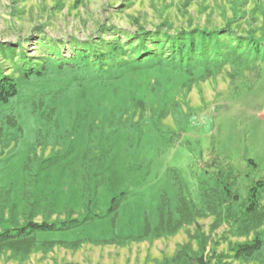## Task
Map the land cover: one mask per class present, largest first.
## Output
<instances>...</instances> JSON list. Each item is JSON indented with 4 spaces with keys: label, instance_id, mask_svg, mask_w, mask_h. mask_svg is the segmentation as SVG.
Masks as SVG:
<instances>
[{
    "label": "rangeland",
    "instance_id": "1",
    "mask_svg": "<svg viewBox=\"0 0 264 264\" xmlns=\"http://www.w3.org/2000/svg\"><path fill=\"white\" fill-rule=\"evenodd\" d=\"M198 29L234 60L179 63L134 37ZM73 42L121 51L103 72L23 79L22 56L68 60ZM263 43L264 0H0V47L15 50L0 68L20 88L0 105V232L77 222L37 233L26 255L2 250L0 264H264V209L246 215L264 182ZM143 45L161 62L132 70ZM182 200L190 221L157 236ZM255 239L258 252L236 254Z\"/></svg>",
    "mask_w": 264,
    "mask_h": 264
},
{
    "label": "trees",
    "instance_id": "2",
    "mask_svg": "<svg viewBox=\"0 0 264 264\" xmlns=\"http://www.w3.org/2000/svg\"><path fill=\"white\" fill-rule=\"evenodd\" d=\"M163 35V33H161ZM165 36L164 40L160 42L158 40L160 36L156 33L151 32H143L139 31L134 34L139 42H148L151 41V46L159 45L163 49H166V54H168L170 58L167 59H177L179 63L186 60L189 62L193 60V63L199 64L203 63L205 60V56H210L213 64H218L226 59L229 61H233L232 55L228 57L220 56L218 52H214V49L217 50L216 41L220 37V34L217 31H205V30H194V31H181L176 33L174 36L163 35ZM235 37V36H234ZM213 40V51L210 52L209 44ZM239 42V41H236ZM76 43V42H73ZM157 43V44H156ZM161 43V44H160ZM77 48L74 50L73 56H71L68 60H58L61 56V53H54V60L50 63L40 64L38 67H35V64L32 62L31 58L27 56H22L20 58L19 65H23L24 69L22 70V77L24 80H28L30 78H41L49 73L51 69H54L57 73L60 72H78L81 69H87L90 65H95L98 68L97 72H103L102 65L107 59H111L113 56L117 55L118 52L121 51L118 43H114L111 50L107 52H99L98 48L94 43L90 44H80L76 43ZM99 47H101L99 45ZM19 46H17V49ZM261 48L264 50V43ZM258 49V48H257ZM256 49V50H257ZM9 51L10 53H14L15 50L10 48L0 47V51L3 53L5 51ZM133 49L132 51H134ZM255 50V51H256ZM139 56L137 61L131 66L132 70H136L140 67L151 68L155 65H158L161 60L155 58H148L152 54L154 55L155 48L153 50L147 46H140L136 48ZM145 54V56H143ZM137 58V56H136ZM148 58V59H144ZM169 65V64H167ZM100 68V69H99ZM95 72V73H97ZM116 79H118L116 77ZM20 92L19 84L15 81L11 76L4 75L0 68V105L6 106L13 99L17 98ZM2 123L7 127L16 128L17 124L12 115L7 114L2 118ZM264 189V182H257L253 187L250 188L247 201L249 202L246 215H258L260 211L264 208L260 206L258 203V193ZM184 200H182L183 202ZM180 207V206H179ZM176 210V219L172 218L171 212H161L159 214V226L156 228L157 236L168 233H172L175 231L180 225L189 222V216L191 211L187 209L185 201L181 204L180 208ZM77 225L75 220L69 222H61L57 223H35L30 220L26 221L20 227L8 228L4 231L0 232V252L2 250H12L15 253H21L22 255H26L30 253V251L39 244L36 240V234L40 232L46 231H58V230H66L72 228ZM172 231V232H171ZM260 240L255 239L253 242L249 244L241 245L237 250L236 254L239 256H251L254 253L258 252L260 249ZM196 262H201V258H198ZM199 264V263H198ZM202 264V262H201Z\"/></svg>",
    "mask_w": 264,
    "mask_h": 264
}]
</instances>
